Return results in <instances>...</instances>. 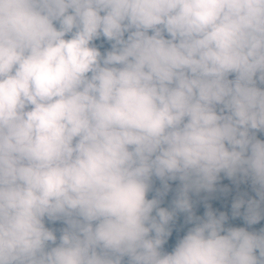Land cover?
I'll return each instance as SVG.
<instances>
[{"label":"clouds","instance_id":"9594fccd","mask_svg":"<svg viewBox=\"0 0 264 264\" xmlns=\"http://www.w3.org/2000/svg\"><path fill=\"white\" fill-rule=\"evenodd\" d=\"M262 221L264 0H0V264H264Z\"/></svg>","mask_w":264,"mask_h":264},{"label":"trees","instance_id":"16d2710c","mask_svg":"<svg viewBox=\"0 0 264 264\" xmlns=\"http://www.w3.org/2000/svg\"><path fill=\"white\" fill-rule=\"evenodd\" d=\"M228 186L230 191L227 195L221 194V193H214L210 194V198L208 200L209 203L212 204L213 209L216 211H226L230 215V210H231V201L232 199L236 196L237 194V189L234 185L231 184L230 181L224 179L221 181L219 186ZM239 191L244 192L247 191L250 196H254V193L251 192V189L247 185H241ZM205 195V194H202ZM203 213V207L202 205L199 207L197 214H202ZM232 226H243V221L242 220H235V221H230ZM262 225H264V221L261 222ZM62 225H54V227H61ZM259 227V226H254ZM171 239V238H170ZM170 250V249H169Z\"/></svg>","mask_w":264,"mask_h":264}]
</instances>
